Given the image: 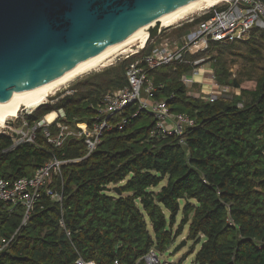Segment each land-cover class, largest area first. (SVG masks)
I'll return each instance as SVG.
<instances>
[{
  "label": "trees",
  "instance_id": "1",
  "mask_svg": "<svg viewBox=\"0 0 264 264\" xmlns=\"http://www.w3.org/2000/svg\"><path fill=\"white\" fill-rule=\"evenodd\" d=\"M208 17L183 23L178 36ZM153 45L149 40L140 54L150 53ZM234 48H245L239 56L254 64L263 57L264 31L253 30L248 41L211 44L210 51L218 53L213 57L216 81L240 91L232 98L191 97L181 81L189 63L151 72L158 86L154 99L166 100L172 112L194 122L186 129L185 145L160 136L144 111L123 129L105 131L89 155L84 138L68 137L55 147L44 128L37 129L35 143L15 148L8 135L0 134V178L13 182L30 176L52 156L72 161L52 184L63 193L62 203L43 187L29 222L0 255V264H77L79 254L96 264H146L152 248L166 251L187 225L190 252L199 246L192 264H264V66L249 79L254 85L244 86L232 77L225 56ZM132 59L76 80L26 114L28 125L60 109L67 124H92L101 96L127 85L125 69ZM136 111L135 106L129 110ZM49 129L58 131L55 125ZM62 209L70 238L59 224ZM23 215L22 206L0 212V236H12Z\"/></svg>",
  "mask_w": 264,
  "mask_h": 264
},
{
  "label": "built area",
  "instance_id": "2",
  "mask_svg": "<svg viewBox=\"0 0 264 264\" xmlns=\"http://www.w3.org/2000/svg\"><path fill=\"white\" fill-rule=\"evenodd\" d=\"M201 15L209 17L176 40L164 37L162 41H154L148 54H140V49L123 52L124 60L133 58L125 69L127 85L101 96L98 104L94 106L96 114L92 124H67L63 121L66 113L60 109L56 111V117L52 121L46 119V115L36 125L29 126L25 115L31 111L25 110L11 121L8 119L6 124L1 126L0 134L8 135L12 139L11 148H15L24 143H35L37 129L44 128L46 139L55 147H61L68 137L84 138L89 155L101 143L105 131L113 128L123 129L130 120L144 111L155 121L160 136L175 137L179 144L185 145L186 129L194 122L184 113L172 112L166 100L154 99L158 86L151 72L164 65L189 63L192 67L182 75L181 81L191 97L210 102L220 98H232L235 92L230 93L231 86L216 82L213 67L216 60L209 56L210 47L212 43L248 41L252 38L253 30L264 31V0H222L206 8ZM193 20L194 18L188 22ZM160 33L161 30L158 34ZM201 52L203 54L193 60L187 58L190 54ZM212 60L213 62H209ZM194 85L200 89H195ZM236 90L238 91L235 94H239V89ZM132 106L137 107L136 112H129ZM239 106H242V103H239ZM52 125L58 130L56 134L49 129ZM69 162L72 161L52 156L30 176L20 177L13 182L0 178V212H13L18 206L24 208L20 227L10 237L0 236V255L13 244L20 229L29 222L43 187H46V193L52 200L62 203L63 193L55 190L52 184L55 178L62 176L63 166ZM59 224L70 238L71 231L67 229L63 209ZM144 261L146 264H163L155 248L145 255ZM76 263L96 264L94 260H86L80 254Z\"/></svg>",
  "mask_w": 264,
  "mask_h": 264
},
{
  "label": "water",
  "instance_id": "3",
  "mask_svg": "<svg viewBox=\"0 0 264 264\" xmlns=\"http://www.w3.org/2000/svg\"><path fill=\"white\" fill-rule=\"evenodd\" d=\"M192 1L0 0V101L26 95L73 71ZM186 244L184 240L174 252Z\"/></svg>",
  "mask_w": 264,
  "mask_h": 264
},
{
  "label": "rangeland",
  "instance_id": "4",
  "mask_svg": "<svg viewBox=\"0 0 264 264\" xmlns=\"http://www.w3.org/2000/svg\"><path fill=\"white\" fill-rule=\"evenodd\" d=\"M207 6L206 4H202L200 6V8L198 10H194L193 14H190L188 16H186L185 18H183L182 20H180L178 23H175L171 26H165L162 27L161 33L158 34L157 38L155 37L154 39H150L151 42L153 43L154 41H162L164 37H170L172 39H178V32L177 29L178 27H180L183 23L188 22L190 19H195L196 17H200L202 12L204 11V9H206ZM209 7V6H208ZM202 8V10H200ZM160 35V36H159ZM142 38L141 36H139V38H135L132 41L126 42L125 44H123L122 46H120L119 48L115 49L113 52L109 53L108 55H106L101 61L98 62V65L95 66L94 68L88 70L87 72L81 74L80 76H78V78L76 77L74 80H72L71 82L61 86L59 88V90H57V92H55L54 94H51L48 99L46 101H44L43 103H46L49 101V98L51 97H55L57 95V93L61 92V91H65L66 89L69 88L70 85H72L76 80L80 79L83 76H86L90 73H96V72H100L103 71L104 69L111 67L113 65L118 64L119 62L123 61V52L125 50H137L141 44ZM139 51H142V49H140ZM122 53V54H121ZM238 53H245V48H234L231 50V52H226V59L228 60L229 64L231 65V73H232V77L235 78H239L241 79L243 82L244 86L247 85H254V81L253 80H249L251 78L255 79L257 75H259L260 69L264 66V52H263V57L262 58H256V62H254V64H251L249 62L246 61L245 58L239 56L240 54ZM211 55V57L217 56V50H211L209 53V56ZM120 56V57H119ZM209 62H213L209 61ZM110 64V65H109ZM112 64V65H111ZM214 64V63H213ZM106 66V67H105ZM217 82V81H216ZM195 89H200L197 85H194ZM207 90V89H206ZM189 91V90H188ZM238 90H236L235 88L230 89V93H237ZM234 93V94H235ZM56 101V100H54ZM36 108V107H35ZM34 108H29V107H23L19 113L21 111H32ZM13 117L16 116H12L9 118L8 121H11V119H14ZM3 125H0V128ZM166 184V180L163 181L161 183V185L156 189V190H160L162 188V186H164ZM109 187H113V185L109 186ZM182 219V214L179 215V222ZM179 227V225L177 224L175 226V230H177ZM189 232V226L187 225L184 228V232L183 234L177 238V240L164 252H159V257L162 261L163 264L165 263H172V264H178L180 262H182V264H192L194 259H195V255L198 251L199 246L196 248V250L192 253L191 251V247L193 245L192 241H187V235ZM184 240L187 241V244L185 246H183L180 250H178L177 252H174L176 247L181 244Z\"/></svg>",
  "mask_w": 264,
  "mask_h": 264
},
{
  "label": "bare ground",
  "instance_id": "5",
  "mask_svg": "<svg viewBox=\"0 0 264 264\" xmlns=\"http://www.w3.org/2000/svg\"><path fill=\"white\" fill-rule=\"evenodd\" d=\"M221 1L222 0H194L188 4H185L172 12H169L161 17L152 20L148 25L138 29L134 34L125 37L123 40L118 42L116 45L108 48L106 51L90 57L88 60L84 61L81 65L76 67L73 71L49 83L43 84L40 88L33 90L26 95H17L11 100L5 102L0 101V125H5L6 121L10 117L17 116L19 114V111L23 107L35 108L38 105L42 104L48 99L51 94L57 92V90H59L61 86L71 82L76 77L78 78V76H80L81 74L97 66L98 62L101 61L106 55L113 52L115 49L119 48L126 42L132 41L133 39L137 37L139 38V36H141L142 41L138 49H142L144 48V46H146L147 39H149V37L153 33H155V31H160L162 27L171 26L175 23H178L186 16L193 14L194 10H198L202 4H206L208 8V6L211 7L215 4L220 3ZM200 10H202V8ZM126 51L127 50H125L124 52ZM55 117L56 112H53L48 114V116H46V119L52 121Z\"/></svg>",
  "mask_w": 264,
  "mask_h": 264
},
{
  "label": "crops",
  "instance_id": "6",
  "mask_svg": "<svg viewBox=\"0 0 264 264\" xmlns=\"http://www.w3.org/2000/svg\"><path fill=\"white\" fill-rule=\"evenodd\" d=\"M54 112H56V111H54ZM51 113H53V112H51ZM48 116V115H47Z\"/></svg>",
  "mask_w": 264,
  "mask_h": 264
}]
</instances>
